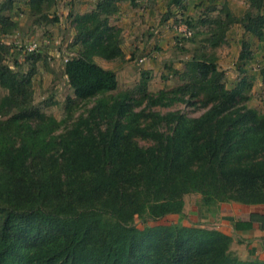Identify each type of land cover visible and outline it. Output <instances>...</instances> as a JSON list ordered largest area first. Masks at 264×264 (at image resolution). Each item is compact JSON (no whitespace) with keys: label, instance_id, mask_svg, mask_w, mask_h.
<instances>
[{"label":"trees","instance_id":"obj_1","mask_svg":"<svg viewBox=\"0 0 264 264\" xmlns=\"http://www.w3.org/2000/svg\"><path fill=\"white\" fill-rule=\"evenodd\" d=\"M23 1L32 25L58 22L49 12L61 0ZM138 1L97 0L72 16L71 45L79 49L65 61L64 75L74 100L96 105L60 135L55 131L70 118L57 122L34 104L37 43L25 47L26 73L17 62L14 70L3 64L1 52L10 46L0 44V87L7 91L0 98V264H264L239 259L230 236L199 223L222 204L264 207V113L247 104V72L239 68L242 76L227 88L214 54L234 25L264 43V0H245L241 17L222 4L186 22L205 32L200 42L199 32L185 34L198 47L185 50L183 69L174 71L179 84L152 96L143 75L137 91L146 107L135 111L132 91L105 98L118 88L117 76L95 59H124L122 31L111 19L122 4ZM189 1L167 6L186 11ZM15 2L0 1L2 38L19 28ZM241 46L246 64L250 43ZM175 104L202 112L150 111ZM190 194L201 199L194 222L181 219ZM136 219L146 225L136 227Z\"/></svg>","mask_w":264,"mask_h":264},{"label":"rangeland","instance_id":"obj_2","mask_svg":"<svg viewBox=\"0 0 264 264\" xmlns=\"http://www.w3.org/2000/svg\"><path fill=\"white\" fill-rule=\"evenodd\" d=\"M96 1L61 0L49 12L51 18H54V16L57 17L58 22L50 25L37 26L32 25L29 20L28 8L25 6L24 1L16 0L14 5V19L19 23V28L15 34L9 37H0L1 45L10 46L9 50L1 52L3 64L10 66L14 70L16 68L15 63L17 62L23 73L27 72L30 65L29 63H24L27 56L24 53L25 47L31 42L37 43L40 59L35 63V74L32 78L34 104L40 106L47 116L54 118L57 122L62 123L67 118H70V122L67 124L63 123L55 131V135H60L68 127L70 129L80 117L88 118L91 110L96 105V99L88 102L73 99V92L67 83L63 71L65 61L75 56L79 49L78 46L71 45L74 37V29L71 25L72 16L90 11ZM167 1L147 0L142 2L140 0L136 7H132L135 9L134 13L128 12L131 10L129 8L131 6L125 3L120 6L119 18L117 19L116 15L111 19V23L114 25L120 24L122 30L124 29L125 31V37L131 39L127 42L122 41V50L126 54L124 55V59L110 62L97 59L98 65L113 71L117 76L118 88L105 96L108 101L132 91L131 100L139 104L138 106H134V110L140 111L144 109L147 99L144 97L141 98L142 94L137 91V86L140 84L143 75L147 77L148 95L155 96L161 90L174 88L179 84L174 75V71L181 68L185 61L182 57L188 56L185 50L191 49L193 51L198 47V45L190 43L186 38L191 36L185 34H188V30L192 31V34L199 32V36L195 39L197 42H200L204 38L202 35V32H205L204 28L192 29L186 22L193 24V20H196L198 16H205L208 7L219 8L222 4H227L232 13L239 17L247 11L245 0H190L186 11H171L168 9ZM208 1L213 3L208 5ZM146 14H148L149 19H153L151 23L156 20L155 25L157 27L162 24L164 27V29L157 30L156 32L153 30L152 39L144 38L146 36L142 35L136 29L142 23H139V20L144 18ZM122 18L126 21H121ZM169 19L171 20L167 22ZM242 32L243 30L239 25L232 26L228 32V36H230L227 42L228 44L215 50L214 54L218 58L219 69L226 73L225 85L227 88L231 87L232 81H234L237 73L239 74V78L242 76L239 68L247 72V77L249 76L248 79L252 84L251 89L245 92V96L249 98L247 104L264 113V57L262 59L258 57L257 60L254 58L257 47L256 43L252 40L249 43L250 52L254 60L252 59L250 62H246V64L245 61L239 60V55L242 51L239 40L240 37L244 36ZM166 38L168 41L167 44H161L160 40H166ZM252 38L257 40L254 37ZM123 40L125 39L123 38ZM262 49L264 50V43ZM140 53L143 54L140 55ZM140 58H144L143 63H139ZM6 94L7 91L0 87V98ZM150 111L160 115L183 111L190 117H197L202 112L186 109L182 104H175L169 108L155 107ZM104 127L105 125L102 124L101 128ZM156 129L162 133H168L169 131V127L165 125H160ZM138 143L141 146L151 144V142L142 140H138ZM200 200V196L196 194L185 196L184 211L181 219L183 216L185 217L182 220L188 218L191 222L195 221L194 214L199 213L201 209ZM199 223L205 227H211V224L206 221H200ZM134 224L138 228L146 225V223L144 224L139 219H136Z\"/></svg>","mask_w":264,"mask_h":264},{"label":"crops","instance_id":"obj_3","mask_svg":"<svg viewBox=\"0 0 264 264\" xmlns=\"http://www.w3.org/2000/svg\"><path fill=\"white\" fill-rule=\"evenodd\" d=\"M145 1L147 0H142V2H145ZM94 6L92 7V9L94 8ZM129 8H131V10H129L128 12H132V13L135 12V9H133L132 7H129ZM170 10L174 11L176 9L172 8ZM118 18L119 16H117V19ZM129 19H130V16H129ZM152 20L153 19L148 18V14H146L144 18H141L139 20V23L140 22L142 23H140L139 28H136V29L139 30L142 35L146 36L144 38L152 39L151 36L153 35V30L156 32L157 30L159 31V30L164 29V27L162 26L163 24L162 25L159 24L160 26L157 27V25H155L156 20L155 22L153 21L154 24L153 22L151 23ZM170 20L171 19H169L167 22H169ZM121 21H126V20L122 18ZM115 26L121 29L122 37L125 39L123 41H126V42L130 41L131 38L125 37L124 35L125 31L124 29L122 30V28L120 27V24L119 25L115 24ZM133 31H136V30H133ZM242 34H244V36L240 37L239 44L240 42L244 40L248 42L253 40L256 43V47H257L256 55H254L255 56L254 58L257 60L258 57H261L262 59L264 57V50L262 49L263 43L259 42L258 40L253 39L251 35L245 34L244 31L242 32ZM229 37L230 36H228V33H227L225 44H228L227 42L229 40ZM167 42H168L167 38L166 40H160V43L161 44L164 43V45H166ZM225 44H223L222 46H224ZM169 50L172 52L171 49ZM141 54L143 53H140V55ZM182 58L186 59V57H182ZM143 60L144 58H140L139 63H143ZM95 62L98 64L97 59H95ZM217 63H218V60H217ZM182 69H183V64L179 70H182ZM238 75L239 74L237 73V75L234 78V81H232L233 82L232 85L239 79ZM196 214L194 215L196 216ZM253 214L257 218L260 217L262 219H256L255 217V220H254V217H253V220H252ZM200 221H206L211 224V227H208V228H214L230 236L232 238L231 250L237 255L239 259L241 260H254V259L264 260V207L248 208L238 203L222 204L220 206V213L218 212L216 215L204 213Z\"/></svg>","mask_w":264,"mask_h":264},{"label":"built area","instance_id":"obj_4","mask_svg":"<svg viewBox=\"0 0 264 264\" xmlns=\"http://www.w3.org/2000/svg\"><path fill=\"white\" fill-rule=\"evenodd\" d=\"M36 47H37L36 44H30V45L28 46L27 49H28L29 51H32V50H34Z\"/></svg>","mask_w":264,"mask_h":264}]
</instances>
